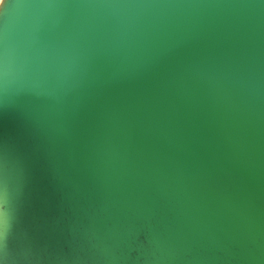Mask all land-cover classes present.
<instances>
[{
	"label": "water",
	"instance_id": "95a60500",
	"mask_svg": "<svg viewBox=\"0 0 264 264\" xmlns=\"http://www.w3.org/2000/svg\"><path fill=\"white\" fill-rule=\"evenodd\" d=\"M7 2L0 147L21 250L264 264V0Z\"/></svg>",
	"mask_w": 264,
	"mask_h": 264
},
{
	"label": "snow or ice",
	"instance_id": "6c2138e0",
	"mask_svg": "<svg viewBox=\"0 0 264 264\" xmlns=\"http://www.w3.org/2000/svg\"><path fill=\"white\" fill-rule=\"evenodd\" d=\"M8 7L7 0L0 6V12ZM8 33L0 26V78L3 77L7 62ZM9 153L0 147V264H39L34 255V249L26 244L21 250L16 238L17 222L16 208L18 196L13 188L8 174ZM15 248L16 257L10 256V250Z\"/></svg>",
	"mask_w": 264,
	"mask_h": 264
}]
</instances>
